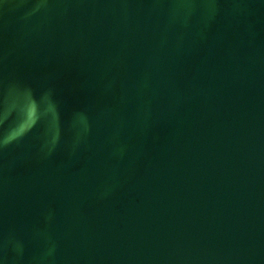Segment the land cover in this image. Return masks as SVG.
Returning <instances> with one entry per match:
<instances>
[{
	"label": "water",
	"instance_id": "water-1",
	"mask_svg": "<svg viewBox=\"0 0 264 264\" xmlns=\"http://www.w3.org/2000/svg\"><path fill=\"white\" fill-rule=\"evenodd\" d=\"M0 264H264V0H0Z\"/></svg>",
	"mask_w": 264,
	"mask_h": 264
}]
</instances>
